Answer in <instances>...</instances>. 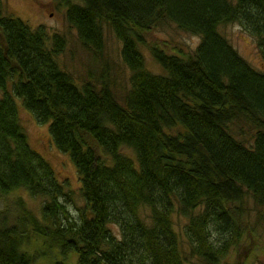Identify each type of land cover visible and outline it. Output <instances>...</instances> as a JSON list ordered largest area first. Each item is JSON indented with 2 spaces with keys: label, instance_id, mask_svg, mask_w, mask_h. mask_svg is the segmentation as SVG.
Returning a JSON list of instances; mask_svg holds the SVG:
<instances>
[{
  "label": "trees",
  "instance_id": "obj_1",
  "mask_svg": "<svg viewBox=\"0 0 264 264\" xmlns=\"http://www.w3.org/2000/svg\"><path fill=\"white\" fill-rule=\"evenodd\" d=\"M61 1L97 55L102 24L112 28L130 85L118 97L106 73L78 83L56 59L64 36L6 14L0 0V196L44 198L38 215L18 198L11 223L0 211V264H33L27 246L39 236L63 254L54 264H233L227 256L252 235L246 198L264 206V72L218 27L237 23L264 60V0ZM163 23L200 39L187 55L150 45L156 73L140 45ZM18 103L72 160L78 218L66 210L68 183L31 147ZM176 125L184 132L167 131Z\"/></svg>",
  "mask_w": 264,
  "mask_h": 264
},
{
  "label": "rangeland",
  "instance_id": "obj_2",
  "mask_svg": "<svg viewBox=\"0 0 264 264\" xmlns=\"http://www.w3.org/2000/svg\"><path fill=\"white\" fill-rule=\"evenodd\" d=\"M2 3L6 14L21 18L30 27L42 25L50 34L56 32L64 36L66 47L56 59L78 83L89 77L99 78L101 74L106 73L118 97L129 87L130 70L121 59V42L107 23L102 24L104 49L101 55H97L81 45L76 29L65 18V5L61 0H2ZM218 30L254 68L264 72V60L251 35L237 23L220 25ZM143 35L146 44L140 45V49L145 57L146 67L156 73L162 72V69L151 56L150 45L156 44L168 52L187 55L200 39L198 35L183 31L173 23L153 27L143 32ZM18 115L31 147L50 163L59 180L68 183L71 194L70 197L65 196L66 210L70 218H78L79 209L84 206L85 201L79 193V180L72 160L52 143L47 124L39 123L19 103ZM167 131L176 134L183 133L184 129L176 125ZM124 151L132 155L129 149L124 148ZM18 198H21L32 212L40 214L44 198L34 197L22 189H16L0 196V211L6 213L10 223L14 221ZM245 203L250 212L248 222L252 227V235L246 234L244 241L227 256V261L233 264H264V206L256 205L251 197H247ZM181 223L182 220L179 219L178 224ZM112 227L116 230L115 226ZM177 227L181 229L180 226ZM27 247L31 254H36L33 264H54V259L63 256L60 249L51 246L42 236L33 238Z\"/></svg>",
  "mask_w": 264,
  "mask_h": 264
}]
</instances>
